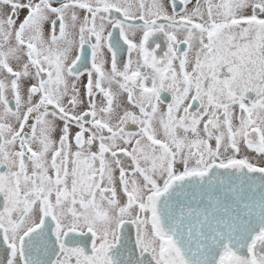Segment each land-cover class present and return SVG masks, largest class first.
<instances>
[{
	"label": "snow or ice",
	"instance_id": "1",
	"mask_svg": "<svg viewBox=\"0 0 264 264\" xmlns=\"http://www.w3.org/2000/svg\"><path fill=\"white\" fill-rule=\"evenodd\" d=\"M0 264H264V0H0Z\"/></svg>",
	"mask_w": 264,
	"mask_h": 264
}]
</instances>
